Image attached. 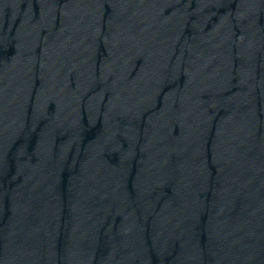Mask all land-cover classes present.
Masks as SVG:
<instances>
[{
  "label": "water",
  "instance_id": "95a60500",
  "mask_svg": "<svg viewBox=\"0 0 264 264\" xmlns=\"http://www.w3.org/2000/svg\"><path fill=\"white\" fill-rule=\"evenodd\" d=\"M0 264H264V0H0Z\"/></svg>",
  "mask_w": 264,
  "mask_h": 264
}]
</instances>
